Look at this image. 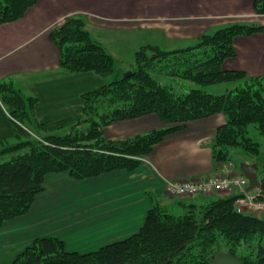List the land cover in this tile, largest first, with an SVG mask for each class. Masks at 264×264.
<instances>
[{
  "label": "trees",
  "instance_id": "trees-1",
  "mask_svg": "<svg viewBox=\"0 0 264 264\" xmlns=\"http://www.w3.org/2000/svg\"><path fill=\"white\" fill-rule=\"evenodd\" d=\"M36 2L0 0V25L21 19ZM253 9L264 15V0H253ZM262 32L259 24H231L178 48L146 44L124 66L91 38L83 19L67 18L51 31L60 66L71 73L92 72L104 85L82 95L83 118L70 132L34 137L22 127L29 118L22 98L10 85L0 84L1 102L20 123L14 125V135L26 138L7 151L19 147L24 152L0 163V227L29 212L47 175L68 172L75 180H85L133 171L169 134L216 114L226 119L211 142L216 166L231 160V150L238 149L263 174L264 197V149L249 136L250 126L264 135V75L223 69L224 61L236 56L235 38ZM221 84L224 92L217 94L190 86ZM151 114L165 126L129 138L104 137V129L115 122ZM240 164L235 165L241 173ZM151 199L139 231L123 240L78 253L66 251L57 238H40L11 264H208L218 251L241 264H264V213L238 212L237 197L191 205L181 215Z\"/></svg>",
  "mask_w": 264,
  "mask_h": 264
},
{
  "label": "crops",
  "instance_id": "crops-1",
  "mask_svg": "<svg viewBox=\"0 0 264 264\" xmlns=\"http://www.w3.org/2000/svg\"><path fill=\"white\" fill-rule=\"evenodd\" d=\"M175 1V7L192 3L197 10L212 8L173 13L171 0L162 5L153 3L150 7L157 8L156 13L127 15L118 8L114 14L104 15L76 8V0H37L21 19L0 25V84L10 85L22 98L29 114L28 126L22 127L34 137H41L32 129L49 135L48 132L57 129H70L83 118L82 95L91 91V81L97 82L100 76L92 72L71 73L60 66V51L51 31L69 17L83 19L91 38L97 43V39L105 41V45H100L113 58L116 49L113 46L130 39L135 44L133 52L146 44L170 49L231 24H259L263 26L262 33L235 38L236 56L226 59L223 69L243 71L250 76L264 75V15L254 12L253 0H206L208 4L200 0ZM162 7L171 10L165 12L160 10ZM139 9L150 10L147 5ZM225 121L223 114H216L188 122L182 130L157 144L133 171L118 170L85 180H75L68 172L47 175L44 189L35 197L29 212L3 223V227L10 226L8 240L57 238L69 251L88 253L137 233L153 205L151 197L173 212H185L191 205H205L209 197H170L165 194L164 185L166 181L216 175L211 142ZM15 124L20 123L8 114L0 99L1 144L8 145L15 138ZM164 126L151 114L115 122L104 129V137L129 138ZM80 218L83 221L75 231L85 238V243L69 248L64 227L67 220L78 222ZM208 264L241 263L218 251Z\"/></svg>",
  "mask_w": 264,
  "mask_h": 264
},
{
  "label": "rangeland",
  "instance_id": "rangeland-1",
  "mask_svg": "<svg viewBox=\"0 0 264 264\" xmlns=\"http://www.w3.org/2000/svg\"><path fill=\"white\" fill-rule=\"evenodd\" d=\"M174 1V5L172 6V10L173 13H178V12H200L201 10H205L206 8H212V7H203V9L201 8L200 10H197L192 3H189L188 5H183V4H178L177 7H175V0ZM199 1V0H198ZM171 0H76V8H86L88 10H90L91 12H97L99 14H104V15H109V14H114L118 8H120L119 10L125 11V14L130 15V14H139V13H156L157 8H151L150 6L155 3V4H164V3H170ZM200 3L203 4H208L209 2H207L206 0H200ZM219 4V3H217ZM222 4V3H221ZM137 5H140V7H142L143 5H147L150 10H140L139 8H137ZM81 6V7H79ZM162 7L160 10H164L165 12H169L171 9H167ZM79 18V17H76ZM66 20V19H65ZM65 20L60 24L62 25ZM59 25V26H60ZM94 34H92V37L94 38ZM99 44H106L105 41L103 40H99ZM133 46H135V44L133 45L131 39L126 43H122L121 45H114L113 48H116L115 51H113L114 55H115V59L119 62V64H124L128 65V62L131 60L132 54H133ZM135 48V47H134ZM124 69L128 68L127 66L124 67ZM134 66V65H133ZM93 75V74H91ZM99 77V76H97ZM104 85V79L102 77H99V80H97V82L95 81H91L90 84V90H96L101 88ZM224 84L218 85V86H205V87H200V86H194V85H190L193 88H199V89H204L207 92H214V93H221L224 92ZM5 107V105H3ZM6 108V107H5ZM26 126H28V123L23 121ZM30 126V125H29ZM32 131L34 133H36L38 136H45L43 133V131H40L38 129H32ZM71 131L70 129H57L54 130L52 132H48L54 135H65L68 132ZM14 133V130H13ZM249 136L256 142H258L260 144L261 149H264V135H261L257 129L254 126H250L249 127ZM26 138L22 137L20 139L18 138H12L11 141H9L8 145H3L0 143V151L5 150L4 152H2V154H0V163L5 162L7 160H10L12 156L17 155L16 153H22L24 151H19L20 148L16 147L15 150L11 151V152H7L8 148H11L13 146H16L19 142L21 141H25ZM230 158L231 160L226 161V162H221V163H217L218 167H217V173L216 175H207V176H199V177H189L183 180H177V181H166L165 185H164V192L166 195L170 196V197H177V198H186V197H209L210 199L207 200L206 203L218 199V198H227V197H239L240 195H242L241 191H238L236 189H226L223 191H218L217 189L213 188V189H203V187H201V190H199V192L194 193V194H183V195H177V194H171L168 193V191L166 190V185L168 183H172V184H176V183H181V182H198L201 181L205 184H207L210 180L212 179H216L218 178V176H232L235 175L236 172V163H247V164H252L250 160H248L244 155L241 154V152L238 149H232L230 152ZM144 160V158H142V161ZM237 161V162H236ZM241 193V194H240ZM244 194H247L251 197L254 196H258L259 201L264 202V197L261 195L260 193V189L257 190L256 194H251V192H244ZM260 195L262 197H260ZM208 199V198H207ZM205 203V204H206ZM161 206V205H160ZM163 207V206H162ZM165 208V207H164ZM169 211V210H168ZM171 213H173L174 215H181V212H177V211H170ZM264 218V217H263ZM82 218L79 219L78 222H73L71 220H67V225L64 227V232L63 234L66 236V239L70 242V244H68L69 248L71 247H75L76 245H78L77 243L83 244L85 243V241H83V239L85 238H81L78 236V233L75 231L79 225L80 222H82ZM10 228V226H9ZM9 228L0 227V262H3L5 264H7L9 262V260H11L12 262L28 247H30L33 242L36 239H40V238H36L34 241H32L31 238H28L27 240L23 239L22 241H16L14 239H10L8 240L7 238V234L9 232ZM62 233V232H61ZM59 240V239H58ZM12 241V242H11ZM61 241V240H60ZM63 242V241H62ZM76 243V244H75ZM64 244V243H63ZM65 247V246H64ZM66 251H69L70 249H66ZM69 252H76V251H69ZM79 253V252H78ZM11 262V263H12Z\"/></svg>",
  "mask_w": 264,
  "mask_h": 264
},
{
  "label": "built area",
  "instance_id": "built-area-1",
  "mask_svg": "<svg viewBox=\"0 0 264 264\" xmlns=\"http://www.w3.org/2000/svg\"><path fill=\"white\" fill-rule=\"evenodd\" d=\"M247 185V179L241 174H236L232 176H218V178L210 180L207 184L201 181L181 182L176 184L168 183L166 185V190L173 195H183L197 193L201 190V187H203V189L215 188L218 191H223L227 188L233 190L236 189L242 192V195L237 197L235 201V206L238 212L247 211L254 214L264 213V202L259 201L258 196L251 197L244 194Z\"/></svg>",
  "mask_w": 264,
  "mask_h": 264
},
{
  "label": "water",
  "instance_id": "water-1",
  "mask_svg": "<svg viewBox=\"0 0 264 264\" xmlns=\"http://www.w3.org/2000/svg\"><path fill=\"white\" fill-rule=\"evenodd\" d=\"M129 73L125 74L127 77ZM239 169L242 175L248 180V188L246 192H251L261 188V182L258 178V166L257 164L241 163Z\"/></svg>",
  "mask_w": 264,
  "mask_h": 264
}]
</instances>
